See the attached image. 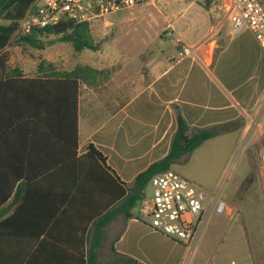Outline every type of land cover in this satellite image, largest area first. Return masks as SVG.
<instances>
[{
	"label": "crops",
	"instance_id": "0c3cea01",
	"mask_svg": "<svg viewBox=\"0 0 264 264\" xmlns=\"http://www.w3.org/2000/svg\"><path fill=\"white\" fill-rule=\"evenodd\" d=\"M152 1L156 0L147 3ZM154 5L149 8L148 22L156 31L172 36L173 49L165 47V51L143 60L136 81H132L124 63L121 73L109 74L96 85L79 83L75 156L93 147L104 158L106 171L118 179V185L99 173L95 164L83 167L71 160L60 138L59 122L52 117L47 121L30 120L26 125L18 118L0 133V264H82L83 250L97 241L94 226H86L81 236V220H75L77 226H73L71 218L49 217L51 209L63 207L66 193L73 195L82 168L83 175L92 172L101 178L85 182L84 195L77 197L73 210L86 206L83 216L99 210H121L98 230L102 235L95 250L98 264H116V254L140 264H179L185 256L181 244L152 231L138 214L139 208L135 210L137 203L130 209L125 198L130 196L134 178L168 154L178 118L188 135L226 129L208 140L235 131L239 140L243 124L244 132L255 126L264 115V52L250 32L232 36L226 25L213 42L207 40L210 26L217 21L208 0H193L172 12L171 17ZM191 10L193 15L189 14ZM219 16L216 14V18ZM178 42L198 46L202 55L213 49L210 64L205 58L204 63L177 59L171 51H176ZM168 49L170 54H166ZM10 68L19 69L25 79L48 75ZM185 156L170 168L183 162ZM180 173L185 175V171ZM121 192L122 198L116 201Z\"/></svg>",
	"mask_w": 264,
	"mask_h": 264
},
{
	"label": "rangeland",
	"instance_id": "374dc122",
	"mask_svg": "<svg viewBox=\"0 0 264 264\" xmlns=\"http://www.w3.org/2000/svg\"><path fill=\"white\" fill-rule=\"evenodd\" d=\"M192 1L156 0L91 23L89 30L98 45L96 51L75 53L68 42L54 35L37 36L33 46L14 34L6 49L9 66L34 72L40 64L43 68L41 72L56 75L77 65H88L112 74L121 73L126 63L125 70L132 81H136L141 74L143 60L150 54L157 55L159 50L165 51V47L173 49L172 36L169 38L167 32L156 31L152 22H148L151 19L149 8H154L156 3L167 17H171L172 12ZM208 1L215 20L219 19L220 16L216 18V14H221L219 1ZM189 14L193 15L194 10ZM175 48L176 51L171 53L177 58V43ZM170 50L166 54H170ZM258 123L259 126L247 128L245 132L243 124L239 129L242 133L239 140L235 131L206 141L186 154L183 162L170 168L180 175V171H185V175L181 176L209 193H214L228 174L220 193L228 211L208 216L190 264L206 261L216 252L226 234H229L227 241L233 242L230 247L235 248L236 253L244 255L249 252L253 264H264V175L260 162V155L264 154V115L260 116ZM149 192L150 189H147ZM139 206L140 201L135 210Z\"/></svg>",
	"mask_w": 264,
	"mask_h": 264
},
{
	"label": "trees",
	"instance_id": "16d2710c",
	"mask_svg": "<svg viewBox=\"0 0 264 264\" xmlns=\"http://www.w3.org/2000/svg\"><path fill=\"white\" fill-rule=\"evenodd\" d=\"M36 0H0V133L5 129H9L14 121L18 118L26 122L32 120L47 121L48 117H52L59 122L60 138L65 142L68 156L71 160H75L77 165L87 167L88 165H96L99 173L108 177L115 185H118V179L113 178L106 170L104 158L93 147L89 146L87 152L76 158L77 147V97L79 83L83 82L88 86L96 85L100 80H106L109 76L107 70H97L88 65H77L72 70L59 74H48L40 77L25 79L21 78L20 70L10 68L8 66L9 55L6 51L10 44L12 36L18 29L19 22L25 16L29 7ZM5 22L6 24H2ZM54 35L59 36L61 40L68 42L75 53L83 50L96 51L98 45L94 43L89 25L87 23H75L72 20L64 19L54 26L40 29L32 32L30 36L21 37L24 41L35 46V38L37 36ZM41 65H37L36 71H42ZM48 108L49 112L40 113L32 112L33 109ZM45 114L46 116H42ZM36 117V118H35ZM46 117V118H45ZM54 132V131H53ZM222 133L217 129L199 130L190 135L187 134V128L183 121L178 118L177 128L170 142L168 154L161 160L153 162L144 171L140 172L133 180V187L129 198H125V204L129 202L132 209L136 203L142 199V193L149 179L165 170L170 169L180 157L192 152L202 142L213 138L217 134ZM70 160V159H67ZM63 162V161H61ZM69 162V161H68ZM80 169V168H79ZM85 169V168H84ZM77 175L75 181V191L73 195L66 193L64 195L63 207L60 209H51L50 216H58L59 218L73 219V226H77L75 220L83 222V228L79 231L82 236L86 230V226L92 225L97 231V241L83 250L82 264H98L96 248L99 246L102 235L99 229L106 222L111 220L115 212L99 210L93 215L83 216L84 207L73 210V203L78 196H83V188L85 182H93L101 178L98 173H88L87 176L82 174L84 170ZM120 187V186H119ZM122 191V190H121ZM122 198L116 196V201ZM65 204V205H64ZM81 247H84L83 239L80 237ZM112 251H113V247ZM116 264H140L128 257L116 254Z\"/></svg>",
	"mask_w": 264,
	"mask_h": 264
},
{
	"label": "built area",
	"instance_id": "2783aa9c",
	"mask_svg": "<svg viewBox=\"0 0 264 264\" xmlns=\"http://www.w3.org/2000/svg\"><path fill=\"white\" fill-rule=\"evenodd\" d=\"M150 0H36L19 22L15 35L27 37L34 31L57 25L64 19L75 23H91L146 4ZM221 17L209 28L208 39L213 42L220 29L226 25L229 34L250 32L258 47L264 52V0H218ZM177 59L189 58L210 64L212 51L199 54L198 46L177 43ZM259 122V121H258ZM256 122L255 125L259 126ZM250 128V127H249ZM264 175V154L260 155ZM228 174L220 181L218 189L209 193L193 181L168 169L152 176L148 181L149 193L140 202L138 214L147 220L148 227L163 234L186 249L179 264H190L197 249L202 230L211 213L221 215L228 211L221 189ZM229 234L208 259L206 264H253L249 255L236 253L227 241ZM245 247L247 245L245 243ZM246 257V258H244Z\"/></svg>",
	"mask_w": 264,
	"mask_h": 264
}]
</instances>
